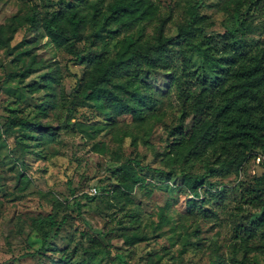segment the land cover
Listing matches in <instances>:
<instances>
[{
  "label": "rangeland",
  "instance_id": "obj_1",
  "mask_svg": "<svg viewBox=\"0 0 264 264\" xmlns=\"http://www.w3.org/2000/svg\"><path fill=\"white\" fill-rule=\"evenodd\" d=\"M60 1L91 16L97 0H0V38L6 42L0 44V264H244V253L233 247L235 230L260 210L238 205L262 173L259 162L248 163L240 175L224 169L210 176L199 190L202 196L209 190L210 203L200 202L185 175L202 174L211 153L191 165L184 162L185 151L174 147L171 132L183 102L176 85L158 70L142 77L157 104L142 121L131 114L107 116L87 103L73 109L69 92L92 63L80 62L43 29L31 33L26 20L32 11L55 10ZM153 1L158 11L146 20L127 26L104 23L105 18L89 23L77 45L79 55L108 58L128 36L140 43L156 41L162 23L173 38L195 15L202 16L197 24L203 29L195 43L212 51L211 43L219 45L220 34L231 25L230 0ZM253 15L247 38L257 42L264 33V11ZM26 48L30 55L23 53ZM184 56L187 71L209 72L202 52L173 41L169 58L179 73ZM31 58L36 60L32 73L11 78ZM15 115L54 127L55 141L45 143L11 127ZM126 160H140L144 178L145 187L135 188L132 202L111 192L112 170ZM132 235L143 240L130 246L125 239ZM248 256L249 264H264V254Z\"/></svg>",
  "mask_w": 264,
  "mask_h": 264
},
{
  "label": "trees",
  "instance_id": "obj_2",
  "mask_svg": "<svg viewBox=\"0 0 264 264\" xmlns=\"http://www.w3.org/2000/svg\"><path fill=\"white\" fill-rule=\"evenodd\" d=\"M228 4L232 8L231 25L220 34L219 45L211 43L212 51L202 50L195 43L203 29L197 24L202 16L194 13L193 19L178 26V35L173 38L165 35L162 23L156 41L140 43L133 36H128L116 54L108 58L79 55L77 45L83 41L84 30L89 23L96 24L105 18L104 23L112 20L119 26H127L146 20L158 11L153 0H97L91 4V16L60 1L55 10H48L44 15L37 10L32 11L26 20L31 33H39L43 29L53 43L75 53L80 62L92 63V68L69 92V105L73 109L78 105L87 106V103L107 116L131 114L136 121H142L147 109H154L157 105L142 77L152 70L166 73L169 82L176 85L183 102L181 118L171 132L174 147L185 151L184 162L191 165L211 153L202 174L185 175L191 193L200 202L210 203L205 199L209 190L205 189L204 196L199 191L210 176L219 175L224 169L240 175L248 163L255 162L260 154H264V33L257 42L247 38L253 12L264 11V0H230ZM178 40L202 52L209 72L203 68L187 71L185 56L184 70L181 73L176 70L169 56L171 43ZM0 44L5 45L6 42L0 38ZM202 44L206 45L205 42ZM23 53L30 55L31 49L26 48ZM35 68L36 60L31 58L11 78L28 77ZM51 82L61 85L58 78ZM51 82L49 87H53ZM10 125L19 127L27 137L42 139L45 143L55 141V128L44 127L41 122H30L15 115ZM259 164L263 168L262 173L254 178V184L248 186L238 205L240 210L244 209L243 204L260 210L255 220L238 225L235 230L234 237L238 241L233 242V247L244 253V264H249L250 253L264 254V161ZM139 166L140 160H126L113 168V195L132 202L131 194L135 188L139 184L145 187ZM217 193L223 194L222 191ZM56 225V222L52 223V227ZM142 240L139 235H132L127 236L125 242L131 246ZM94 241L100 249L109 250L99 240ZM41 249H45V241ZM90 249L96 248L92 246Z\"/></svg>",
  "mask_w": 264,
  "mask_h": 264
},
{
  "label": "built area",
  "instance_id": "obj_3",
  "mask_svg": "<svg viewBox=\"0 0 264 264\" xmlns=\"http://www.w3.org/2000/svg\"><path fill=\"white\" fill-rule=\"evenodd\" d=\"M256 161L261 163L262 161H264V154H260L257 158ZM92 193L96 194L97 193V188L94 187L92 188Z\"/></svg>",
  "mask_w": 264,
  "mask_h": 264
}]
</instances>
